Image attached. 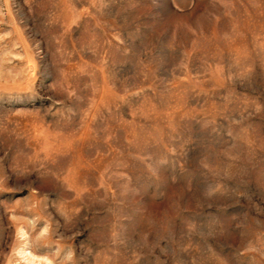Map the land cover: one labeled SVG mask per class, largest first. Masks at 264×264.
<instances>
[{"label": "rangeland", "instance_id": "1", "mask_svg": "<svg viewBox=\"0 0 264 264\" xmlns=\"http://www.w3.org/2000/svg\"><path fill=\"white\" fill-rule=\"evenodd\" d=\"M0 264H264V0H0Z\"/></svg>", "mask_w": 264, "mask_h": 264}]
</instances>
